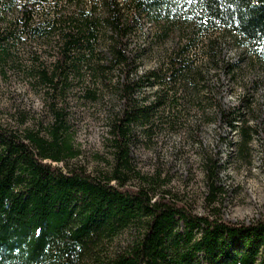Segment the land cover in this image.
Wrapping results in <instances>:
<instances>
[{"label": "trees", "instance_id": "16d2710c", "mask_svg": "<svg viewBox=\"0 0 264 264\" xmlns=\"http://www.w3.org/2000/svg\"><path fill=\"white\" fill-rule=\"evenodd\" d=\"M143 17L163 30L158 37L175 28L184 39L139 76L129 44ZM227 38L264 75V0H0L1 73L29 57L18 67L45 90L52 117L22 131L0 125V264H264V220L232 225L216 209L198 216L132 157L156 123L178 119L183 94L198 96V46L208 42L202 56L210 60ZM115 72L122 82H113ZM76 87L80 100L105 91L123 103L108 118L106 169L89 172L76 160L67 113L57 107ZM245 101L222 112L240 154L252 142ZM203 170L214 204L219 160L203 154Z\"/></svg>", "mask_w": 264, "mask_h": 264}, {"label": "rangeland", "instance_id": "374dc122", "mask_svg": "<svg viewBox=\"0 0 264 264\" xmlns=\"http://www.w3.org/2000/svg\"><path fill=\"white\" fill-rule=\"evenodd\" d=\"M141 23L129 44V50L139 55L135 63L139 76L155 69L163 51L184 39L175 28L158 37L163 30L146 17ZM216 43L215 57L210 60L202 56L208 42L197 48L196 67L203 78L198 96L193 91L183 94L178 119L156 123L151 138L141 139L132 157L142 175L160 174L163 189L189 203L196 215L206 216L216 209L224 222L250 226L264 220V75L231 38ZM26 47L42 59L49 58L39 45ZM29 63L30 58L23 55L3 70L4 75L0 70V125L18 131L52 118L45 90L29 82L18 67ZM227 65L234 67L229 70ZM123 77L115 72L112 79L122 82ZM78 91L76 87L69 92L64 104L57 100V107L64 106L67 113L69 134L79 152L76 160L89 172L106 169L110 161L108 118L123 103L105 91L98 101L80 100ZM144 92L146 96L152 93L148 87ZM242 99L249 107L242 120L251 128L252 142L248 153L240 154L238 135L227 127L222 112L228 115ZM203 154L219 160L221 166L214 204L208 201L211 191L204 179Z\"/></svg>", "mask_w": 264, "mask_h": 264}, {"label": "snow or ice", "instance_id": "6c2138e0", "mask_svg": "<svg viewBox=\"0 0 264 264\" xmlns=\"http://www.w3.org/2000/svg\"><path fill=\"white\" fill-rule=\"evenodd\" d=\"M200 2H202V3H206V2H207V0H200Z\"/></svg>", "mask_w": 264, "mask_h": 264}]
</instances>
